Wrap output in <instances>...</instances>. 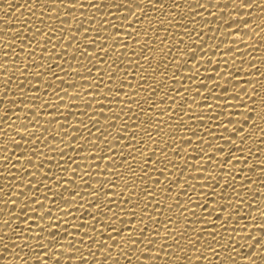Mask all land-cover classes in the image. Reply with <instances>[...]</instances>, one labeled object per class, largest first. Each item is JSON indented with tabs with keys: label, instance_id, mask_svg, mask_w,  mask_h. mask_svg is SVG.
<instances>
[{
	"label": "snow or ice",
	"instance_id": "snow-or-ice-1",
	"mask_svg": "<svg viewBox=\"0 0 264 264\" xmlns=\"http://www.w3.org/2000/svg\"><path fill=\"white\" fill-rule=\"evenodd\" d=\"M209 2L210 0H205L204 3H200L199 0H196L195 3H193L192 0H185L184 3H181L180 0H140V2H137V0H123L121 3H116L115 0H113L111 5L106 3L102 5V3L99 2H89L88 4H85L82 0H34L32 5H26L28 7L30 19L22 21V23L24 27L31 32V35H25L21 31L12 33L10 36L0 37V50H2V56L4 58L3 61L0 62V75L5 77L3 81L5 85L4 96L7 97L8 93L12 91L10 85L13 80L19 81L16 87L21 93H24L27 84L31 83V81H27L26 78L28 76H32L35 80V84H33L31 89H28L29 91L34 90L39 93L41 88L36 85L47 84L49 88H53V92L56 96L55 103L43 100L40 96H36L35 98L41 101V103L36 105V107L46 111L48 115H53L55 112L60 116H63V113H61L59 109L61 106H68L61 105L60 103L63 101L64 97H68L72 101L83 99L85 104L83 115L89 116V120L93 121L92 127L95 128L100 135H96L93 140L92 136L94 134L92 133L91 128L88 127L87 123L83 119H80L79 124L87 130L88 135L84 136L79 127L75 128L74 131L77 135L71 137V142L68 143V147L71 148L73 152H76L77 155H83L85 160L91 159L94 162L97 160H108L111 161V163L104 165L106 178L97 181L99 186L94 189L90 180H84L85 175H92L91 172H84V168L91 167V165L85 164V166L82 167L79 163H77L75 157H68L67 152L63 149H59L61 157H67V159L63 164L60 161H57V167L62 168L64 172H68L69 166L71 164H76V168L80 169L82 173L80 179L84 180L90 194L99 196L100 193L103 192L105 198L103 208H101V201L97 199L92 201V207L97 211L93 212L89 210L87 212V218L90 221H96L99 223L101 225L100 228H97L96 224H75L74 221H65V223L72 224L75 231H70L69 228L64 227L63 232H61L62 225L59 221L63 219V217L56 216L54 218L56 222H49L53 219V213L51 209L47 212L44 211L45 205L40 199V194L43 189L52 191L54 196L57 193L52 187L44 184L43 181L34 179L37 174L35 171H29V166H31L33 169L40 172V174L44 177V180L49 179L48 172H51V168L48 169V172H44L42 170L45 167V162L50 160V157H48V155L44 153L39 146L31 149L30 151L32 156L27 157V164L23 166L24 171L20 173V176L22 177L20 180V186L27 187V191H22L20 195L28 196L29 192L33 193V195L29 197L30 203L21 200L19 202L21 204L19 212H17L15 208L10 209V217L3 220V226L7 229V231L0 236V249H2L0 250V257L6 261L9 260V257H11L12 259L9 261V264H15L17 261L19 264H30L28 259L29 256L34 257L32 264H70V262L74 261H78V264H121V257H123L124 264H132L131 252L136 251L140 253L137 260H139L140 257H143L145 260L149 261V264H152L154 261L158 262L161 260L164 261V264H181V262L182 264H193L194 255L198 260H208L206 252L210 251L216 259H219L221 256L224 257L221 264H240L241 256L249 261L250 264H264V235L257 238L256 232L253 231V229L259 228V231L264 234V201L256 199L255 194L253 195V199L256 202L255 212L259 213V216L253 215V205L252 203H248L245 197L247 195V191H251V185L257 181L253 180L251 176L241 175L239 186L237 187L235 183L236 176L240 175V172H243V169H240V172H233L229 170L227 175L231 177V182L225 180L224 184L221 185V179H224L223 176H221L220 179H216L210 167L203 168V172H206L207 175H201L199 177L200 180L205 182L201 184V188L206 186L210 190L207 195L209 199H211V203L216 207L210 208L208 203L202 202L198 199L193 201L191 198H189L187 203H181L179 200L175 202L176 207L180 209L177 214L178 216L191 214V216H197V219L201 220L202 223H207L208 217L214 215L217 208L222 212H227V218L222 215L216 216V219L221 221L222 228L228 227L232 211H235L236 216H240L241 208L239 206L247 203L249 209L247 212V218L250 222L241 224L238 220L236 222L237 226L232 227L231 229L232 234L226 237L227 242H225L224 237L217 239L215 233H209L212 237V241H215V244L219 245V250L214 246L212 241H208L206 251H202V249L205 248V244L202 243V240L205 239L202 233L203 231H207V229L198 230L195 227H184L181 230L178 227H170V225L177 223V220L172 216L160 219V214L164 211L159 208L161 201L156 200L155 204H152V201L148 200V198L152 197L155 199L156 192L154 189L149 190L147 187L141 189L144 199L147 202L144 203L143 209H140L142 214L138 223L142 225V227L136 229L138 235L133 236V230L130 228L127 230V234H125V228H118L116 225L121 222L122 212L129 215L131 220L134 221L136 219L140 200L137 199L133 202L132 197L140 195V193L136 191L138 186L137 180H139V183L143 185L145 183V177L150 178V173L153 171L152 166H155L154 170L159 172L162 176L165 171H172V176L176 177V171H173L168 167L169 164H171L173 169L177 168V165L168 159V152L170 150L175 151V149H173L171 144L163 141L161 135L162 130L159 128V124L163 121L160 119L157 118L155 120L157 127L155 137L150 131V128L152 127L150 122L147 127H141V125L145 122L140 121V114H148L145 109L141 107L139 113H134L136 115L137 122L131 132L128 131L129 125L127 122H125L121 128L118 129V134L127 133V135H119V139L117 140V143H119V140L126 141V143L120 145L122 151L119 154L123 156V149L135 148L136 151L135 153L128 151V155L120 162H117L115 159L113 145L108 142V130L99 127V118L95 117V115H89L88 111L93 108L94 103H98L100 104V114L103 115V108L107 105L99 99L100 96H103V100L105 101L109 100V97H114L119 104L125 105L129 111H131L132 104L139 105L140 100L138 98L141 96V90L144 88V84L137 81L138 87H134L131 82H127L128 87L132 89V92L131 94L125 93L124 85L126 80L119 77L118 71L124 72L125 77H127L129 72L128 65L134 64L137 69L144 68V65L141 64V60L148 61V67L151 69L153 76L156 75L160 68L165 69L166 71L163 72L162 75H170V79L173 82L171 90L175 92L176 96L181 95V90L176 88L175 84L181 79L188 81L194 80L196 75L199 73V67L196 65L200 64V60L207 56L208 47H212H205L204 44H206V42L203 44L199 42V39L203 34L202 30L193 28L192 32H189L188 25L185 23V13L181 11V9L186 7L189 8L187 19L194 22V13L199 14L197 12L198 9L208 11ZM145 3L147 4V8L143 6ZM5 7H13V5H5ZM85 7L95 8L98 12L102 10V7L108 8L109 16L113 15L111 11L112 8L122 9L127 12V15L122 16L121 24L119 25H117L114 20L109 19L108 16H105L99 21V25L95 29H93L92 25L95 23L96 17L93 16L89 18L88 27L85 28L84 23L81 22L73 31L71 27H68L74 22L75 17L73 13L76 9H83ZM230 7L231 10L237 14V16L241 17L243 15H248L250 17L253 15L252 11L245 13L244 9H259L261 13V22L257 24L256 28L252 29V32L257 34H259V32H264V0H261L260 3H257V0H233ZM37 11L39 12V15H37ZM137 12L140 13L137 17V23L144 22L145 20L148 21V28L145 29L143 33L136 30L134 24L129 23L130 17L137 16ZM150 12H162L163 15L155 17V20L153 21L149 16ZM209 15H212V13L209 12ZM33 16L36 17V22L34 24L31 20V17ZM67 17H73V19H67ZM229 19H231V16H229ZM52 20L59 21V24H51L50 21ZM202 23L205 27H207L209 21L204 20ZM241 23L245 28H250L251 24L256 23V21L231 20V24L229 26H239ZM169 26H176L182 29V32L172 33ZM66 27L67 34L65 32ZM122 27L133 28L135 35L133 31H129L127 35L131 39L135 40L136 44H141V35L148 37V39L143 41L139 53L136 52L133 45L116 40V37H119L121 34ZM81 28H84V32H81ZM110 28L115 29V33L105 36V43H100L99 40L101 30L107 32ZM93 30L97 33L96 37L86 35V33ZM257 30H259V32H257ZM161 31L168 33V35L161 36ZM76 33H80L81 36H84L89 43L84 44L80 42ZM192 33L195 34L197 39L193 40L192 44L185 45V48H180V45L185 44V36H187L189 40H192ZM245 34L250 35L251 33ZM53 36H56V39L60 41L59 44L53 43ZM171 39H175V43L169 45V41ZM108 40H116V42L112 45V53H116L119 47L123 46L130 48L132 50V56L136 57V59H129L128 65L121 67V64L124 63L122 57L127 56V53H120L116 59H112V55L108 51ZM73 41H77V43L73 45ZM241 42L243 41L241 40ZM65 43L68 44V47H75V52L72 54V60L77 61L79 67L83 68L84 71H79V68L73 67L71 62L66 59V56L68 55L66 48L60 53H57V56L60 61L70 65L69 69H64L60 63H56L55 67L64 72L65 77L69 80L72 75H77L84 80L87 83V88L83 92L76 91L77 87H83V85L72 83L69 85L73 90L70 94L63 86L66 81L62 80L59 73L52 70L51 63L46 61L45 53L51 55L48 48L49 45H52V48H63ZM233 43L237 42L233 41ZM33 45H35V47H33ZM193 45H195V47ZM17 47H19L20 53H24L23 60L20 58V53H17L16 51ZM245 47H247V45H245ZM26 48L27 51H25ZM37 49L41 52L38 60L36 58ZM89 49H91V52ZM228 51L233 52V49L229 48ZM160 53H164L163 58L159 60L158 64H153V61ZM211 55L215 56L216 52L213 51ZM233 55H235L234 52ZM80 57H83L84 59H79ZM93 58L108 65L107 68H99L98 65H92V67L97 68L95 76H93L92 68L88 67ZM109 60H111V64H108ZM189 61L192 62L191 67L189 66ZM207 63H212L211 58H208ZM225 63L228 62L225 61ZM232 63L234 64L235 60H233ZM9 65H11V67H9ZM249 66V79L244 81V87L241 88L240 84L234 82L233 80H226L223 84L218 82L216 85L217 88L222 89L224 94L231 93V101H239V105L231 103L228 99H224V107L221 108L219 101L222 97L216 93L215 89H207L206 84L201 85V87L208 91V96L203 97L204 105L208 108H212V105L207 102L209 97H211L217 101L216 107L221 108L220 113L216 116L217 120H219V117L222 116L224 112L229 109V107L236 109L237 111H239V108H243L247 113L245 114V112H239V115L243 116L242 123L239 120H232L229 118L226 122H220L216 125L217 127L223 129V131L219 133V139H223L226 143L233 145V147L228 149L227 155L222 160L217 161V166L221 169V171H223L226 165L232 164L233 160L240 163L242 156L244 163L247 165L249 157L256 155L252 149L247 146L246 141L253 140L255 137L259 140V143L264 144V79H261V77H264V71H261V69L258 68L254 62H249ZM114 68L117 69V71H114ZM170 69L172 70L169 72L168 70ZM252 69H255V73L251 71ZM241 71H243L242 67L238 68L234 74L230 71V74L234 75L238 81ZM185 72L188 74L185 75ZM17 73H19V76L16 75ZM49 74L55 77L56 80H61V85L59 86L58 91L53 87L55 81L49 83L46 79H42L43 77H47ZM132 75L133 79L137 76H141L144 82L147 83L148 77L146 75H142L140 70L134 71ZM22 77L25 79H21ZM89 77H93V79L89 81ZM105 77H107V79H105ZM209 78L215 79L214 77ZM117 79H120L121 82L114 88L113 84L109 82H114ZM161 83H163V81ZM257 83L260 85L259 89L256 87ZM103 87H107V93L102 91ZM149 88H151L150 95H154L157 91H159L158 85H149ZM237 88H240V91H235ZM184 91H187V88H185ZM61 92L64 93V96L60 95ZM241 92L244 97H247L246 100L242 99ZM121 93H124V95L128 98L126 100H120L119 96ZM45 94H47L46 90ZM164 95L168 97V99H171L173 103H176V96H170L168 92H165ZM197 95H200L199 89H197ZM88 96H93V99H86ZM148 99V97H144L145 103H148ZM249 101L251 103H249ZM11 102L13 105L16 104L15 99ZM0 103H3L2 99H0ZM20 103L24 106H28L29 104H34L35 100L21 96ZM191 103H196L195 98L192 99ZM257 105H259V107H257ZM149 107L155 110L158 105L155 101H152L151 104H149ZM181 107H190V104L188 101H184L181 104ZM8 111H12V109L4 111L3 117H0V119L5 120V123L8 122ZM109 111L112 112V116H104V122L108 124L109 128H115L116 124L113 120H121L122 116L120 113H125V108L121 107L120 113L115 112L112 108H109ZM170 112L171 108L163 109L161 110L160 115L170 116ZM253 113L255 114L254 116ZM12 114L16 116L17 120L20 119L18 113L15 111H12ZM126 114L127 113H125V115ZM35 115L36 112L32 111V116L34 117ZM176 115L179 116V113H176ZM193 118L200 120L203 119L202 116H197L196 113H193L192 116L189 117V119ZM250 118L252 119V123L249 125V131L245 133L244 125L249 124ZM258 121L260 122L258 123ZM45 123L59 124L60 120L54 117L52 121H45ZM179 123L180 122L177 120V124ZM229 124L233 125L231 130L228 128ZM169 127H171V125H169ZM8 128H13L15 135L20 137L19 141L16 140L15 136L11 139V142L16 148H20L22 146L21 142L32 143V138H35V140H41V136L37 135L35 125H33L30 129L27 123L16 125L15 122H12L8 123ZM21 128L24 129V134L20 132ZM138 130L143 132L144 136L147 137V141L142 137L140 138L139 146L133 143V141L138 138ZM188 130L192 131L193 135H197V133L191 128ZM48 131L49 129L45 127L44 132ZM257 132L261 134L258 137L256 136ZM3 133L5 136L9 135L7 129H3ZM29 133L30 135H28ZM240 133L245 134L239 135ZM169 135L173 143L177 138L183 139V137H177L174 133ZM198 138L201 139V142L203 143V138ZM53 139H56L55 135L53 136ZM80 140H83L84 143H80ZM237 140H239V144L236 143ZM101 141L105 142L107 146H103ZM148 141H151V143L156 146H160L161 144L163 145L162 147H158V150L161 153L160 156H157V147L149 148ZM64 142V137L61 136L60 143L63 144ZM73 143L77 146L74 147ZM186 143L191 145V138H188ZM208 146L209 148H212V142H209ZM45 147H50V145H45ZM4 148L5 151H7V145H5ZM183 150V147H181L180 151H175V154L179 156ZM216 151L224 154L225 148L221 145L216 148ZM245 151H247V156L244 155ZM148 152H151V155H147ZM15 155V152H13L11 156L5 155L4 160H11L12 156ZM40 156H44V159L40 160ZM32 157L39 160V163H34ZM19 159L20 158L17 157V163H19ZM208 159L210 161L215 160V154L210 155ZM132 161H136V164H133ZM100 166L101 165L98 162L95 164L97 169H99ZM247 166L252 171L258 168L261 173H264V158L261 159L260 165ZM13 167H15V165H13ZM193 167L196 168L197 172L201 171V169L196 165H193ZM233 167H235V165H233ZM113 168H115V171H111V174H108ZM185 170L186 169H180V172L183 173ZM72 173L75 176L76 169H72ZM9 175H12L13 181L16 180L14 173L9 172ZM97 175H100V173H97ZM5 179H7V176ZM165 179H170V177H165ZM13 181H9L8 187L10 191L7 193V196L8 200L15 204L17 201L12 199V195L15 190ZM65 182L69 184V187L71 184H75V180ZM185 182L188 183L187 180H185ZM258 182L260 185L264 186V175L258 177ZM155 183L159 185V179H156ZM56 184L58 187L64 186L60 182L59 178H57ZM107 185H111V187H106ZM175 185L177 187H181V180L177 178L175 180ZM189 186L195 189V186L190 183ZM113 189H120V191L114 192ZM125 189L128 190L130 195L124 197L123 203L132 205L130 209L122 207L120 202L114 199V197L122 196ZM229 189H231V191H229ZM241 189L246 191H242ZM0 191H3V188H0ZM167 191L170 193L171 187H169ZM184 192L185 195H187V189H184ZM200 194L201 193L197 192L198 196ZM60 195L63 199V194L61 193ZM71 195L74 199L75 196L81 195V193L76 189H72ZM43 197L44 200L49 198L47 192H43ZM212 197H216V199H212ZM81 199H86V197L81 195ZM7 202L8 201H5V203ZM53 203H55V200H53ZM64 203L65 205H68L70 204V201L65 199ZM77 204L79 206V202H77ZM112 204H116V208H113L111 206ZM192 204L195 206L192 207ZM34 205L39 206L38 216V210L34 207ZM150 206L153 207V212L148 211ZM196 208H203V210L208 213V217H203L202 215L198 216ZM167 210H171V205L167 206ZM59 211L61 210L58 209V212ZM108 212H111L112 216L108 217L107 222L99 219L100 216L107 215ZM71 215H73V213L70 210L64 211L63 213L64 217ZM145 216H147L149 222H152L151 228H149L148 224L145 223ZM36 218L41 221H45V223L35 224V227L39 228L40 232L39 234H31L33 233V226L29 223V221L31 220L35 223ZM241 219H245V217H241ZM196 222L197 221L194 220L192 221V224L195 225ZM123 223L127 226L128 221H123ZM185 223H187V221ZM22 225H26V227ZM82 228L89 230L83 232L79 231V229ZM45 232L48 233L47 237L44 236ZM190 233H195V235L192 236ZM76 236L80 237L79 240L76 239ZM33 239L36 241V246L28 243V241ZM21 240L24 241L23 245L20 243ZM45 240H47V243H45ZM86 241H90L91 243H86ZM250 241L252 242L251 244H249ZM127 243H131L133 245H144V248L127 249L125 247ZM17 247L20 248V252H24L25 247L31 248L32 251L27 253L25 257H21L20 253L16 252ZM243 247H248L249 250L241 252V248ZM165 257L168 259H165Z\"/></svg>",
	"mask_w": 264,
	"mask_h": 264
},
{
	"label": "bare ground",
	"instance_id": "bare-ground-1",
	"mask_svg": "<svg viewBox=\"0 0 264 264\" xmlns=\"http://www.w3.org/2000/svg\"><path fill=\"white\" fill-rule=\"evenodd\" d=\"M34 0H0V37H6L10 36L12 33L16 32H23L25 35H31V32L28 31L27 28L24 27L22 21H27L30 19L29 13H28V7L26 5H32ZM83 3L88 4L89 2H99L103 4H109L111 5L113 3V0H82ZM116 3H121L123 0H115ZM137 2H140V0H137ZM181 3H184L185 0H180ZM193 3L196 2V0H192ZM200 3H204L205 0H199ZM233 0H210L208 3V11H205L203 9H198L197 12L199 14H195V21L192 22L191 20L187 19V13L189 11V8L181 9L185 13V23L188 25L189 32H192V29L202 30V36L199 39L200 43L206 42L204 44L205 47H208L207 56L200 60V64L196 65L199 67V73L196 75V78L194 80L188 81L181 79L178 83L175 84V87L181 90V95L176 96L175 92H173L172 86L173 82L170 79L169 76L162 75L163 72L166 70L163 68H160L155 76H153L151 69L148 67V61L141 60V64L144 65L143 69H137L136 65L130 64L128 65L129 59H136V57L132 56V50L130 48L126 47H119L118 51L116 53H112V45L116 42V40H119L121 42H126L127 44H131L135 47V50L137 53L140 52L141 45L145 39H148L147 36H140L141 44H136L135 40L128 37L127 33L129 31H133L135 35V31L131 27H122L121 28V34L119 37H116V40H108V51L112 55V59H116L117 56L120 55V53H127V56L122 57V60L124 61L123 64H121V67L128 65L129 72L127 77H125L124 72L118 71V75L121 79H125V85H124V92L131 94L132 89L128 87L127 82H131V84L134 87H138L137 81H140V83L144 84V88L141 90V96L138 98L140 100V104H132L131 105V111L128 110V108L125 105H121L117 102V100L114 97H109V100L105 101L103 100V96H100L99 99L107 105L103 108V115L100 114V104L94 103L93 108L89 109V115H95V117L99 118L100 125L102 129H107L109 132L108 135V142H110L113 145L114 153H115V159L117 162H120L124 157L128 155V151H132L135 153L136 149H123V156L119 153L122 151L120 145L126 143L124 140H119V143H117V140L119 139V135H127V133H119L118 129L121 128V126L127 122L129 125L128 131L131 132L133 127L135 126V123L137 122L136 115L134 113H139L140 108H144L145 111L148 113L147 115L141 113L140 114V121H144L145 123L141 125V127H147L148 123L150 122L152 124V127L150 128V131L152 132L153 136L155 137L157 127L155 124V120L158 118L162 123L159 124V128L162 130V138L164 142H167L168 144H171L173 146V149L175 151H180L181 147H183V151H181L180 155L177 156L175 154V151L170 150L168 152V159L173 161L175 165H177V168L173 169L172 165L169 164V168L173 171H176L177 175L176 177L172 176V171H165L164 175H160L159 172H156L154 170L155 166H152L153 171L150 173V178L145 177V183L141 185L139 183V180H137V189L136 191L140 193L139 196H133L132 200L135 202L137 199L140 200V205L137 209V216L136 219L133 221L130 219L129 215L125 213H121V222L117 223L118 228H125V234H127V230L130 228L132 229V235L136 236L138 233L136 232V229L139 227H142L138 223L141 211L140 209H143L144 203L147 201L144 199L143 192L141 191L142 188L147 187L149 190L154 189L156 192V197L153 199L152 197H149L148 200L152 201V204H155L156 200L161 201L159 208L163 209L164 211L160 214V219H164L165 217L172 216L174 219L177 220V223L174 225H170L172 228H179L183 229L184 227L192 228L195 227L196 229H207V231H203L202 235L205 238L202 240V243L205 244V248L202 249V251H206V245L208 241H212V237L209 235L210 232L215 233L217 239H220L221 237L225 238V242H227L226 237L228 235H231V229L232 227L237 226L236 222L239 220L241 224L250 222L247 218V212H248V205L247 203L240 205L241 213L240 216H236L235 211H232L231 214V220L228 223L227 228L221 227V221L216 219L217 215H222L225 218L228 217L227 212H222L217 208V211L214 215L208 217V213L203 210V208H196V213L198 216L208 217L207 223H202L201 220L197 219V216H191V214H186L185 216H178V212L180 209L176 207V201L179 200L181 203H187L189 198H191L193 201H196L197 199L208 203L209 207H216L211 203V199H209L207 193L210 191L206 186L201 188V184L205 183L204 181L200 180L199 177L201 175L206 176L207 173L203 172L204 167H210L213 171V175L216 177V179H220L221 176L224 177V179H221V185L224 184L225 180H228L231 182V177L227 175V172L229 170L233 172H240V169H243V172H240V175L236 176L235 183L237 187L239 186L240 182V176L241 175H248L251 176L253 180H256V183H253L251 185V191H247V195L245 199L248 201V203H252L253 205V215L259 216V213L255 212L256 202L253 199V195L255 194L256 199L264 201V186L260 185L258 182V177L261 175H264V173H261L259 169H255L254 171L250 170L247 165H260L261 159L264 158V144L259 143V140L254 137L253 140L246 141V144L248 147L252 149V151L256 154L254 156L249 157L247 161V165L244 163L243 156L241 157V162L237 163L235 160H233L232 164L226 165L223 171L217 166V161L222 160L226 155L229 148L233 147L232 144L226 143L225 140L219 139V133L223 131L222 128L217 127L216 125L220 122H226L227 119L231 118L232 120H239L241 123L243 122V116L239 115V112H245V109L239 108V111L236 109H232L229 107L227 111L224 112L222 116L219 117V120L216 119V116L218 113H220L221 108L224 107V99H228L231 103H235L239 105V101H231V93L224 94L221 88H217V83H225L226 80H233L234 82H237L240 84V87H244V81L249 79L248 73H249V62H254L258 68L261 69V71H264V32H259V34L252 32L253 28H256L257 24H259L261 13L259 9H244V12L247 13L249 11L253 12V15L250 17L248 15L237 16V14L231 10L230 5L232 4ZM261 0H257V3H260ZM5 5H13V7H5ZM15 6H19L18 8ZM145 8H147V4L145 3L143 5ZM113 15L109 16V9L103 8L101 11H97L95 8H88L85 7L83 9H76L73 13L75 19L72 25L68 26L75 30V27L78 26L81 22L84 23L85 28L88 27V21L90 17L95 16L96 21L92 25L93 29L97 28L99 25V21L103 19L105 16H108L109 19H112L116 22L117 25L121 24V18L123 15H127V12L122 9H111ZM209 12L212 13V15H209ZM23 13V15H22ZM86 13V15H85ZM37 15H39V12L37 11ZM140 15L139 12H137V16L130 17L129 23L135 25V29L139 30L141 33L145 29L148 28V21L145 20L144 22L137 23V17ZM162 12H150L149 16L152 18V20H155V17L162 16ZM229 16H231V19H229ZM67 19H73V17H67ZM31 20L33 24L36 22V17H31ZM207 20L209 21V24L207 27H205L202 23V21ZM231 20H255L256 23L251 24L250 28H245L243 24L241 23L239 26L232 25ZM51 24L57 25L59 24V21L52 20L50 21ZM167 26V25H166ZM170 31L172 33H180L182 32V29L176 27V26H169ZM65 32L67 34V27L65 29ZM81 32H84V28H81ZM115 33V29H109V31L105 32L104 30H101V36H100V43H105V36L112 35ZM245 33H251L250 35H246ZM76 35L79 37V41L88 44L89 41L84 38V36H81L80 33H76ZM86 35H90L92 37H96L97 33L95 30L90 31L86 33ZM161 36L168 35V33H164L163 31L160 32ZM196 36L194 33H192V40H189L187 36L184 37L185 44L180 45V48H185V45L192 44L193 40H196ZM241 40L243 42H241ZM233 41H236L237 43H233ZM53 43L59 44L60 41L56 39V36H53ZM73 45L77 43V41L72 42ZM175 39H171L169 41V45L174 44ZM247 45V47H245ZM195 47V45H193ZM35 47V45H33ZM49 51L51 52V55H48L45 53L46 61L48 63H51L52 70L59 73L62 80H65L64 88L67 89V91L71 94L72 88L69 86L72 83H75L77 85H83V87H77L76 91L83 92L87 88V83L82 80L77 75H72L71 79H67L65 77V73L60 71L59 68H56V63H60L64 69H69L70 65L63 63V61H60L59 57L57 56V53H60L63 51V49H67L68 55L66 56V59L71 62V65L73 67L79 68V71L83 72L84 69L79 67L77 64V61L72 60V54L75 52V47H68V44L65 43L62 47H56L52 48V45L48 46ZM233 49V52L235 55H233V52H229L228 49ZM238 49V50H237ZM17 53H20L19 47L16 48ZM27 51V48L25 49ZM91 52V49H89ZM166 51V49H165ZM215 51L216 55L212 56L211 53ZM41 55V52L39 49H37V60L39 59ZM151 55V54H149ZM164 53H160L156 59L153 61V64H158L159 60L163 58ZM21 60L24 59V53H20ZM186 58V57H185ZM208 58H211L212 63L208 64L207 60ZM2 56V50H0V62L3 61ZM79 59H84L83 57H80ZM199 59V57H198ZM235 60V63L233 64L232 61ZM227 61L228 63H225ZM98 65L99 68H107V64L102 63L101 61L96 60L93 58L91 64L88 65V67L92 68L93 76L97 73V68L92 67V65ZM108 64H111V60L108 61ZM189 66H192V62L189 61ZM11 67V65H9ZM243 68V71L240 72L239 80L237 81L235 76L230 74L235 73V71L238 68ZM114 71H117V69H113ZM140 70L142 72V75H146L148 77L147 83L144 82L141 76H137L135 79H133V72ZM172 69L168 70L169 72ZM253 73H255V69L251 70ZM187 75L188 73H184ZM19 76V73L16 74ZM209 77H214L215 79H210ZM223 77V79H222ZM5 77L0 75V99L3 100V103H0V117H3L4 111H7L8 109H12V111H15L18 113L20 119L17 120L16 116L12 114V111H8V117H7V123H5L4 119H0V188H3V191H0V236H2L7 229L3 226V220L8 219L11 215L10 209L15 208L17 212H19V209L21 207V204L19 203L21 200L26 201L30 203L29 197L33 195V193H28V196H22L20 193L22 191H27V187H21L20 186V180L22 177L20 176V173L24 171L23 166L27 164V157L32 156L31 149L36 148L39 146V148L50 157V160L45 162V167L42 171L48 172V169L51 168V172H48L49 179L44 180V177L40 174L39 171L36 169H33L31 166H29V171H35L37 174L34 177L36 180L43 181L44 184L49 185L52 187L55 192L57 193L55 196L53 195L52 191H47V189H43L42 193L40 194V199L44 203L45 208L44 211L47 212L49 209H51L53 213V219L49 222H56L55 217L61 216L63 219H61L59 222L61 223V232H63V228L67 227L70 231H75L73 229L72 224L65 223V221H74L75 224H96L97 228H100L101 225L97 223L96 221H90L87 218V212L89 210L96 212L97 210L92 207V201H95L99 199L101 201V208L104 207L105 204V198L103 192L100 193L99 196L90 194L87 185L84 183V180H90L93 188H97L99 185L97 181L103 180L106 178L105 175V168L104 165L111 163V161L108 160H97L92 161L91 159L85 160V157L83 155H77L76 152H73L71 148L68 147V143L71 142V137L74 135H77V133L74 131L75 128L79 127L81 129V132H83L84 136L88 135L87 130L79 124V120L83 119L89 128H91L92 133L94 134L92 136V139H95L96 135H100L96 131L95 128L92 127V120H89V116H84L83 111L85 109V104L83 102V99L72 101L68 97H64L63 101H61V105H68L67 107L61 106L59 111L63 113V116H60L58 113H53V115H48L46 111L37 108L36 105H39L41 103L40 100L35 99L36 96H40L43 98V100L50 101L55 103L56 102V96L53 92V88H49L47 84L44 85H36L37 87L41 88V91L39 93L33 91H29L28 89H31L33 84H35V80L32 76H28L26 79L27 81H31V83L27 84V87L25 89L24 93H21L20 90L16 87L17 83L19 81L13 80L12 84L10 85L12 91L8 93V96H4L5 92V85L3 83ZM25 79V78H21ZM42 79H46L49 83L52 81H55L53 87L56 88V90H59V86L61 85V80H56L55 77L52 75H48L47 77H43ZM93 77H89V81H91ZM107 79V77H105ZM254 79V77H253ZM261 79H264V77H261ZM163 81V83H161ZM120 79L115 80L114 82H109L113 84V87L115 88L120 84ZM207 85V89H215L216 93L222 97V99L219 101L221 108L216 107L217 101L211 97L208 99V103L212 105V108H208L204 105L203 97L208 96V91L201 87V85ZM149 85H158L159 91H157L154 95H150L151 88H149ZM256 87L259 89L260 85L257 83ZM187 88V91H184V89ZM197 89H199L200 95H197ZM45 90L47 94H45ZM102 91L104 93H107L108 89L107 87H103ZM235 91H240V88L235 89ZM165 92H168L170 96H176V103H173L171 99H168L164 95ZM61 96H64V93H60ZM25 96V98H30L32 100H35L34 104H29L28 106H24L20 103V97ZM144 97H148V103H145ZM242 99H247V97L243 96V93L241 92ZM128 97L124 95V93H121L119 96L120 100H126ZM195 98L196 103H191L192 99ZM16 100V104H12V100ZM88 100H92L93 96L86 97ZM152 101H155L158 107L153 110L149 107V104H151ZM184 101H188L190 104V107H181V104ZM249 103H251L249 101ZM121 107L125 108V113H120ZM259 107V105H257ZM109 108H112L115 112L120 113L122 116L121 120H113V122L116 124L115 128H109L108 124L104 122V116H112V112L109 111ZM171 108L170 116L169 115H160L161 110ZM51 110V109H49ZM32 111L36 112V115L32 116ZM176 113H179V116L176 115ZM193 113H196L197 116H202L203 119H189L190 116H192ZM255 114L253 113V116ZM58 118L60 120L59 124L55 123H45V121H52L53 119ZM171 117V118H170ZM177 120L180 122L177 124ZM15 122L16 125L27 123L29 125V128L31 129L33 125H35V128L37 129V135L41 136V140H35V138H32V143L27 142H21L22 146L20 148H16L15 145L11 142V139L13 136H15L16 140L19 141L20 137L15 135V131L13 128H8V123ZM260 121H258L259 123ZM252 123V119H249V124L244 125L245 133L249 131V125ZM171 125V127H169ZM47 127L49 129L48 132H44V128ZM233 125L229 124L228 128L231 130ZM191 128L193 131L197 133V135H193L192 131H189L188 129ZM3 129H7L9 132L8 136H5L3 133ZM20 132L24 134V129L21 128ZM176 134L177 137H183V139L177 138L176 141L173 143L172 139L170 138L169 134ZM245 133H240L239 135H244ZM30 135V133L28 134ZM56 136V139H53V136ZM261 134L259 132L256 133V136H260ZM61 136L64 137V143H60ZM137 140H134L133 143L139 146L140 138L142 137L144 140L147 141V137L144 136L143 132L137 131ZM198 137L203 138V143L201 142V139ZM130 138V137H129ZM191 138L192 144L189 145L186 143L187 139ZM43 141V142H41ZM212 142L213 147L209 148L208 143ZM80 143H84L83 140H80ZM103 146H107L105 142L101 141ZM237 144H239V140L236 141ZM149 148L157 147V156H160L161 153L158 150V147L160 146L153 145L151 141H148ZM7 145V151H5L4 146ZM45 145H50V147H45ZM223 146L225 148L224 154H221L216 151V148L219 146ZM73 146L76 147L77 145L73 143ZM59 149H63L65 152H67L68 157H75L77 163H79L82 167L87 165H91V167L84 168V172H91L92 175L84 176V180L80 179V176L82 175L81 170L76 168V164H71L69 166V171L64 172L62 168L57 167V161H60L62 164L65 163L67 157H61ZM15 152L16 155L12 156L11 160L5 161L4 156L9 155L11 156L12 153ZM206 153V154H202ZM23 154V155H22ZM212 154H215L216 159L215 160H209L208 157ZM147 155H151V152H148ZM239 155V153H238ZM245 156H247V151L244 153ZM17 157H19V163H17ZM34 163H39V160H37L35 157H32ZM40 160L44 159V156H40ZM130 159V158H129ZM100 163V168L97 169L95 167L96 163ZM133 164H136V161H132ZM15 165V167H13ZM193 165H196L201 169L200 172H197L196 168L193 167ZM235 165V167H233ZM118 166V163H117ZM72 169H76V175L74 176L72 173ZM180 169H186L183 173L180 172ZM111 171H115V168L110 170L108 174H111ZM9 172H12L16 176V180L13 181L12 175H9ZM97 173H100V175H97ZM7 176V179L5 177ZM165 177H170V179H165ZM57 178L60 179V182L64 185L63 187H58L56 184ZM181 180V187H177L175 185L176 179ZM156 179H159L160 184L157 185L155 183ZM75 180V184H71L69 187V184L65 181H72ZM185 180L188 181V183L185 182ZM9 181H13L15 185V190L12 195V199L16 200L17 203L13 204L11 201L8 200L7 193L10 191L8 184ZM26 183V182H25ZM189 183L191 185L195 186V189L189 186ZM42 187V185H41ZM106 187H111V185H107ZM171 187V192L169 193L167 189ZM76 189L78 192L81 193V195L85 196L86 199H81V195L75 196V198H72L71 190ZM184 189H187V195H185ZM242 191H246L244 189H241ZM114 192H119L120 189H113ZM231 191V189H229ZM43 192H47L48 199L44 200ZM197 192L201 193L199 196L197 195ZM63 194V199L61 198L60 194ZM130 195L127 189L124 190L122 196L114 197L115 200L119 201L122 207L125 208H131L132 205L130 204H124L123 200L124 197H127ZM67 199L70 201V204L65 205L64 200ZM212 199H216V197H212ZM53 200H55V203H53ZM5 201H8L5 203ZM79 202V206L77 204ZM227 202V201H225ZM171 205V210H167V206ZM113 208H116V204L111 205ZM192 207L195 205L192 204ZM35 208H37V216L39 215V206L34 205ZM58 209L61 211L58 212ZM70 210L73 215L64 217L63 213L64 211ZM106 211V209H105ZM149 212H153V207L148 208ZM112 216L111 212H108L107 215L100 216L99 219L104 220L105 222L108 221V217ZM241 217H245V219H241ZM145 223L148 224V227L151 228V223L148 221L147 216L144 217ZM197 221L195 225L192 224V221ZM123 221H128L127 226L123 223ZM187 221V223H185ZM22 223V222H21ZM30 224L33 226V233L31 234H39L40 229L35 227V224H44L45 221H41L38 218L35 219V223L33 221H29ZM25 226L26 225H22ZM89 229L82 228L79 229V231H88ZM253 231L256 232V237L259 238L262 234L259 231V228L253 229ZM30 234V235H31ZM98 235V233H97ZM190 235L194 236L195 233H190ZM44 236L47 237L48 233L45 232ZM79 236H76V239L79 240ZM119 239V238H117ZM20 243L23 245L24 241L21 240ZM28 243L32 244L33 246H36L35 239L28 241ZM45 243H47V240H45ZM86 243H91L90 241H86ZM111 243V242H110ZM214 246L219 250V245L215 244V241H212ZM252 242L250 241L249 244ZM127 249H134V248H144V245H133L131 243H127L125 245ZM2 250V249H0ZM248 247L241 248V252L248 251ZM32 251L31 248L25 247L24 252H20V248H16V252L20 253L21 257H25L27 253H30ZM208 256V260H198L196 259V256H193V264H221V261L224 259L223 256H221L219 259H216L213 257V254L210 251L206 252ZM198 255V254H197ZM235 255V254H234ZM140 256L139 252L132 251L131 257H132V264H149V261L145 260L143 257H140L139 260H137V257ZM11 257H9V260H4L2 257H0V264H9V261H11ZM30 264H32V261L34 257L29 256L28 257ZM165 259H168L165 257ZM15 264H19V262H15ZM70 264H78V261L70 262ZM121 264H124L123 257H121ZM152 264H164V261H154ZM182 264V262H181ZM240 264H250L249 261H247L244 257H240Z\"/></svg>",
	"mask_w": 264,
	"mask_h": 264
}]
</instances>
